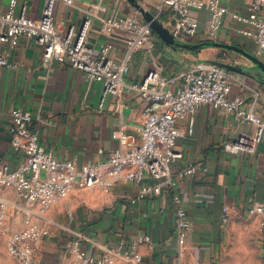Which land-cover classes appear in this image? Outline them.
Instances as JSON below:
<instances>
[{
    "label": "crops",
    "instance_id": "0c3cea01",
    "mask_svg": "<svg viewBox=\"0 0 264 264\" xmlns=\"http://www.w3.org/2000/svg\"><path fill=\"white\" fill-rule=\"evenodd\" d=\"M134 1L155 17V7L162 2ZM45 2L0 0V13L13 9L19 14L25 7L29 17L38 19ZM250 2L228 0L229 13L214 30L209 27L208 10H202L197 36L181 40L174 37L182 47L173 48L150 28L147 44L135 50L129 60L127 86L119 95H109L103 108L102 84L89 82L81 71L66 63L44 65L42 50L34 40L21 38L17 47L4 45L12 67H0V161L16 166L22 159L11 150L9 126L14 108L32 115L46 153L78 166L99 161V151L107 156L119 149L122 133L139 144L147 102L131 86L139 85L154 71L165 79L183 76L193 72L199 62L226 70L231 79L230 97L240 96L256 116H264V50L252 38L239 35L238 25L231 18L232 13H245ZM167 15L164 12L158 18L163 25ZM120 17L145 23L128 0H75L73 6L58 0L55 5V25L60 32L67 33L71 27L79 30L90 18V47L95 55L107 50L115 61L125 58L130 31H109L104 22ZM190 127L192 134H188ZM179 129L185 136L176 143L175 151L183 157L171 166L172 174L190 165L197 169L196 177L180 182L176 191L192 222L182 246L174 236L176 214L171 195L141 198L138 184L120 182L110 194L97 188L77 189L45 215L53 220L70 216L75 227L69 232L73 240L84 236L82 246L95 256L127 248L138 237L149 236L152 245L139 248L144 264H222L229 225L247 219L257 230L256 247L264 257V232L259 219L248 214L250 208L264 203V137L254 151L226 153V144L234 143L242 132L252 136L254 128L209 105L201 106L192 119L182 120ZM6 191L16 196L12 190ZM30 208L27 204L24 210ZM225 208L227 224L222 223ZM71 264H75L72 258Z\"/></svg>",
    "mask_w": 264,
    "mask_h": 264
},
{
    "label": "built area",
    "instance_id": "2783aa9c",
    "mask_svg": "<svg viewBox=\"0 0 264 264\" xmlns=\"http://www.w3.org/2000/svg\"><path fill=\"white\" fill-rule=\"evenodd\" d=\"M57 1L46 0L38 19L29 17L25 7L19 14H15L13 9L0 13V67H12L5 57L4 45L17 47L21 38L34 40L42 50L44 65L66 63L81 71L89 82L102 84L100 107L103 108L109 95H119L127 86L125 76L129 72V60L135 50L147 44L150 26L124 17L104 22L109 31H130L125 58L115 61L107 50L95 55L90 47V18H86L79 30L71 27L67 33H62L57 29L54 19ZM60 1L68 6L75 2ZM227 1L162 0L155 7L156 17L168 12L164 26L176 39H187L197 36L198 15L204 9L210 14V29L219 28L229 13ZM231 18L238 25L237 33L252 38L263 51L264 0H251L245 13H232ZM131 89L147 102L144 123L139 129V144L122 133L119 149L107 156L99 151L102 156L99 161L82 166L46 153L40 143V130L33 125L32 115L21 108H14L9 126L11 150L22 159L16 166L0 161V194L4 190H12L19 200L36 210H27L26 215L32 220L42 218L77 189L97 188L104 194H110L120 182L138 184L142 187L141 198L171 195L176 214L174 236L177 244L182 246L192 222L176 191L180 182L196 177L197 169L190 165L172 174L171 166L183 157L175 151L176 143L185 136L179 129V123L186 118L192 119L204 105L235 115L254 128L252 136L242 132L234 143L224 146L226 153L238 155L242 151H254L262 143L264 116H256L240 96L230 97L228 72L210 63L199 62L193 72L167 79L158 72H149L139 85L134 84ZM192 133L193 128L190 127L188 134ZM248 214L259 219L260 229L264 232V203L250 208ZM4 218L5 213L0 210V228ZM228 222V209L225 208L222 223ZM43 235L44 227L36 221L29 223L24 230H12L8 241L10 256L23 264H32ZM83 239L84 236L78 235V239L68 245V253L75 264H144L139 248L152 245L149 236H140L127 248L108 250L101 256H95L82 246Z\"/></svg>",
    "mask_w": 264,
    "mask_h": 264
},
{
    "label": "rangeland",
    "instance_id": "374dc122",
    "mask_svg": "<svg viewBox=\"0 0 264 264\" xmlns=\"http://www.w3.org/2000/svg\"><path fill=\"white\" fill-rule=\"evenodd\" d=\"M9 193L6 191L0 194V210L5 213L0 228V264H23L11 257L8 252L9 232L24 230L34 221L44 227V235L37 244L36 256L32 264H71L68 245L74 241L69 233L70 230L75 229L72 218L63 215L62 218L53 220L45 215L30 220L24 210L27 204L13 193ZM227 231V250L222 264H264L261 248L256 247L257 230L247 219L237 220L233 225H229Z\"/></svg>",
    "mask_w": 264,
    "mask_h": 264
},
{
    "label": "water",
    "instance_id": "95a60500",
    "mask_svg": "<svg viewBox=\"0 0 264 264\" xmlns=\"http://www.w3.org/2000/svg\"><path fill=\"white\" fill-rule=\"evenodd\" d=\"M133 6L137 9V11L143 16L144 21L149 24L150 28L156 32L166 43L171 45L173 48L182 47L179 43L176 42L174 36L169 32L167 28L160 22V20L151 14L149 11L144 10L141 6L137 5L134 0H128ZM223 48L231 49L229 46L221 45ZM236 51L242 52L240 50L234 49ZM248 58H250L254 62H258L255 57L249 56L245 54Z\"/></svg>",
    "mask_w": 264,
    "mask_h": 264
}]
</instances>
